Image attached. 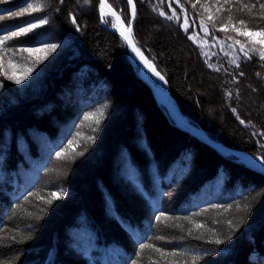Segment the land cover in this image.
<instances>
[{"label":"trees","instance_id":"trees-1","mask_svg":"<svg viewBox=\"0 0 264 264\" xmlns=\"http://www.w3.org/2000/svg\"><path fill=\"white\" fill-rule=\"evenodd\" d=\"M107 2L128 25V1ZM132 2L133 40L188 121L264 160V47L237 34L264 30V0ZM6 15L5 35L47 20L4 43L47 59L20 98L0 77V97L15 100L0 106V264H264V175L163 115L120 36L101 26L99 0H0ZM45 43L59 47L22 51ZM252 94L263 106L243 112L238 98ZM117 157L129 188L112 179Z\"/></svg>","mask_w":264,"mask_h":264},{"label":"water","instance_id":"water-1","mask_svg":"<svg viewBox=\"0 0 264 264\" xmlns=\"http://www.w3.org/2000/svg\"><path fill=\"white\" fill-rule=\"evenodd\" d=\"M127 1L129 3V0ZM104 2H105V7L101 9V3L99 0V13L103 11L106 14V16L113 19L114 23H113V26L108 27L105 25L104 21L101 20V26L103 28H106L108 31H111L120 36L125 46L127 47L130 57L133 60H135L138 65V71H139L138 78L142 81L144 85L147 86V88L149 89V91L151 92L153 96V99L156 102V105L161 109L165 117L169 119L170 121H172L173 124L177 128L188 133L190 136L194 137L198 141L204 143L210 149L218 153L220 156L234 157L236 159L235 160L236 162H240L245 167L264 175V164L261 163V160L263 159L260 156H257V155H254V154H251L245 151L229 148L223 145L222 143L213 140L204 130L191 124L188 121V119L183 115V113L179 110L176 104L173 110L169 109L168 107L161 106L160 100L157 94V89L152 85V83L146 77L143 71V68H142V60L140 56L137 55L136 52L133 51V45L137 49H139L132 37V31H133L134 25L137 20V13H136V9H135L133 2L131 4L129 3L130 9H131V19L128 25H126L122 21L121 17L112 9V7L108 4L107 0H104ZM129 41H131V44L129 43ZM139 52L144 57V53L140 49H139ZM163 84H164L163 86L166 90V94L168 98L170 100H173L164 78H163ZM172 114H174L177 117V119H174L172 117Z\"/></svg>","mask_w":264,"mask_h":264},{"label":"rangeland","instance_id":"rangeland-1","mask_svg":"<svg viewBox=\"0 0 264 264\" xmlns=\"http://www.w3.org/2000/svg\"><path fill=\"white\" fill-rule=\"evenodd\" d=\"M2 17H3V19H0V35H5L4 34L5 31L3 29L6 26L5 22H8V20H9V15L2 16ZM102 20H103V18H102ZM7 35H10V34H7ZM6 41H8V40H6ZM7 47H8L7 44L0 45V77L2 79H4L9 84V86H11L12 88L13 87L15 88L14 97L17 95L20 98L23 95L22 94L23 92L21 90L23 88V85H25L30 80L31 81H34V82L36 81V79H37L36 72H38V67L40 65H42L41 68L45 67V64L43 62L45 60L44 59L41 60L40 57H42V56H40V55L39 56H36V54L34 56H31V57L26 56V55L25 56H21L20 55V58H18L15 53H10L7 50ZM39 73H41V71ZM138 73H139V71L137 72V74ZM17 78L21 80V82L19 84L15 83V79H17ZM13 98H12V96L7 95V93H4L0 97V106L1 105H5L4 103H6V102H8V104L9 103L10 104L11 103L14 104L15 100H12ZM3 99H4V101H2ZM238 99L240 100V104H241L240 107L242 108V111L243 112H248V110L250 108H251L252 111H257V110L260 109V107L263 106V103L260 102L258 96H256L255 94H252V95H250L248 97H246L244 95H242V96L240 95V98H238ZM57 123H60V121H58ZM151 134H152V138L154 139V142H155V143L153 142L155 144V147H156L155 150L158 152L157 157L159 159L162 158V160L165 159V158H167L168 157V154H169V148L166 149V151H164V150L161 149L162 148V141H161V131H160V127L159 128H156L155 127V130L152 131ZM60 138L62 139V141H64L63 144H65L68 141L67 138H63V137H60ZM118 163L119 162H118V157H117L116 160L114 161V163L111 162L110 165H109L110 172H113L114 173L113 174L114 177H112V179H114L115 182L118 185L121 184L123 187L129 188L127 186L128 184L124 180H122L123 178H121L120 177V174L117 172V169H119L118 166H117ZM46 170L43 171L44 172L43 175H45ZM47 173L50 174L48 171H47ZM48 174H46V177H47ZM43 175H42V177H43ZM141 178L142 177H140V179ZM52 188L54 189L55 187H52ZM123 192L125 194L124 195V199L126 201L127 200L129 201L131 197L129 195H127V190L124 189ZM121 195H123V194L120 193V196ZM139 198H140V196H139ZM140 204L142 205V207H144V202L142 200H141V203ZM165 208H167V207H165ZM256 261L258 262V260H256ZM246 262L249 263V264H251V262L245 261V263ZM241 264H243V263L241 262ZM259 264H263V263H259Z\"/></svg>","mask_w":264,"mask_h":264},{"label":"snow or ice","instance_id":"snow-or-ice-1","mask_svg":"<svg viewBox=\"0 0 264 264\" xmlns=\"http://www.w3.org/2000/svg\"><path fill=\"white\" fill-rule=\"evenodd\" d=\"M100 3H101V9H103L105 7V2L104 0H100ZM129 3L131 4L132 3V0H129ZM40 5H36V8H39ZM261 8H264V5H261ZM28 9H33L35 10L33 4L29 3L28 6H27V9H22L21 12H14V13H9V15H14V16H19L22 14V12H26ZM161 15H164L163 12H161ZM175 15V13H174ZM171 18V17H169ZM0 19H3L2 16H0ZM209 19H211V17H209ZM47 23V20L45 19H41L39 21V25H43ZM73 23H75V20H73ZM241 24L244 23V21H240ZM38 24H35V23H29L27 26H21L19 27L18 31H13L10 33V35H0V45H3L4 42L8 39H10L11 37H16V36H19L21 34H24V33H27L29 32L30 30L36 28L39 26ZM224 31H226L227 29L224 28L222 29ZM235 30V29H234ZM205 32H207L206 29H204ZM238 35H244V36H247L250 38L251 42L253 44H259L261 47H264V30H260V31H245V32H238L237 33ZM256 37H260V39H255ZM129 43L131 44V41H129ZM236 43H239V41H236ZM59 47V45H57L56 43H45L43 45L42 48H26V49H22V51H26V52H29V53H33V52H41V51H48V52H55V50ZM241 50L244 51V46L241 44ZM133 51L136 52L137 55L140 56L141 60L144 62L145 66L148 67L150 70L153 71V73L157 76H159V73L155 71L154 68H152V66L148 63V61L146 59H144V57L140 54L139 52V49H137L134 45H133ZM41 60L43 59H47V56H43V57H40ZM261 59H264V53L261 54ZM238 66V65H237ZM159 78L161 80H163V77L162 76H159ZM21 82L20 79H15V83L19 84ZM86 119H88V117H86ZM241 123H244L243 121H241ZM71 143V142H70ZM82 154V153H81ZM63 154L58 152L57 153V157H61ZM261 163L264 164V160H261ZM52 196L59 199L60 198V194L58 193H52ZM161 219L160 216H157L156 217V220L159 222ZM217 244H220L221 241L220 240H217L216 241ZM142 248H145V247H151V245H142L141 246ZM157 252H162L161 249H156ZM139 255V254H138ZM170 255H180L179 253H170ZM194 259H199V257H194ZM133 264H136V261H133Z\"/></svg>","mask_w":264,"mask_h":264},{"label":"bare ground","instance_id":"bare-ground-1","mask_svg":"<svg viewBox=\"0 0 264 264\" xmlns=\"http://www.w3.org/2000/svg\"><path fill=\"white\" fill-rule=\"evenodd\" d=\"M100 16H101V18L107 17L106 14L103 11L100 12ZM144 59H146L148 61V63L152 66V68H154L155 71L159 73V71L157 70V68L154 65V63L149 58H147L146 55H144ZM131 61H132V63L134 65H136L138 67V65H137L135 60H133L131 58ZM142 68H143V71H144L146 77L148 78V80L157 89V94H158V98L160 100L161 106L168 107L169 109L173 110L175 108V104L176 103L173 100H170L168 98V96L166 94V90H165V88L163 86L164 85L163 84V80H161L159 78V76H161V74L159 73V76L155 75L152 70H150L148 67L145 66L143 61H142ZM172 117L174 119H177V117L174 114H172Z\"/></svg>","mask_w":264,"mask_h":264}]
</instances>
